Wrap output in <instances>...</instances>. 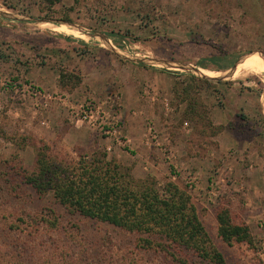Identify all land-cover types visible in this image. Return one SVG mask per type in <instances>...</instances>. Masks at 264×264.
<instances>
[{
	"label": "rangeland",
	"instance_id": "374dc122",
	"mask_svg": "<svg viewBox=\"0 0 264 264\" xmlns=\"http://www.w3.org/2000/svg\"><path fill=\"white\" fill-rule=\"evenodd\" d=\"M46 5L0 0V264H180L140 248L139 235L20 185L18 172L34 168L44 143L58 160L105 149L138 179L175 182L192 195L225 264H264V0ZM63 70L82 83L63 87ZM190 75L203 79L192 94L199 121L179 94ZM89 103L91 121L82 118ZM225 207L251 227L253 245L219 236Z\"/></svg>",
	"mask_w": 264,
	"mask_h": 264
},
{
	"label": "trees",
	"instance_id": "16d2710c",
	"mask_svg": "<svg viewBox=\"0 0 264 264\" xmlns=\"http://www.w3.org/2000/svg\"><path fill=\"white\" fill-rule=\"evenodd\" d=\"M46 2L51 9L60 0ZM217 69L228 68L219 63ZM60 81L66 89H74L82 83V76L63 70ZM202 81L190 75L189 82L179 93L190 98L187 113L194 120L203 118L199 116V98L192 97ZM50 150L46 143L37 147L34 168L25 170L23 174L18 172L20 185L51 195L69 213L139 235L137 244L140 248L168 251L180 264H192L188 255L207 264H225V255L213 242L188 190L172 181L161 186L151 176L138 179L131 166L110 157L105 149H95L86 154L79 152L78 160H58ZM15 169L11 165L13 173ZM51 212L53 219L48 222L55 227L59 224L60 215L55 210ZM216 216L218 234L224 242L230 245L235 242L255 243L251 227L244 221H234L229 207L220 208ZM15 228L19 225L16 224ZM2 264L16 263L7 261Z\"/></svg>",
	"mask_w": 264,
	"mask_h": 264
},
{
	"label": "built area",
	"instance_id": "2783aa9c",
	"mask_svg": "<svg viewBox=\"0 0 264 264\" xmlns=\"http://www.w3.org/2000/svg\"><path fill=\"white\" fill-rule=\"evenodd\" d=\"M96 110L97 107L94 103L87 104L82 110L83 120L91 121Z\"/></svg>",
	"mask_w": 264,
	"mask_h": 264
},
{
	"label": "water",
	"instance_id": "95a60500",
	"mask_svg": "<svg viewBox=\"0 0 264 264\" xmlns=\"http://www.w3.org/2000/svg\"><path fill=\"white\" fill-rule=\"evenodd\" d=\"M243 60H241V61H239V62H237L234 66H233V69H232V71H236V69H237V67H238V65L242 62Z\"/></svg>",
	"mask_w": 264,
	"mask_h": 264
},
{
	"label": "bare ground",
	"instance_id": "6f19581e",
	"mask_svg": "<svg viewBox=\"0 0 264 264\" xmlns=\"http://www.w3.org/2000/svg\"><path fill=\"white\" fill-rule=\"evenodd\" d=\"M264 70V69H263Z\"/></svg>",
	"mask_w": 264,
	"mask_h": 264
}]
</instances>
